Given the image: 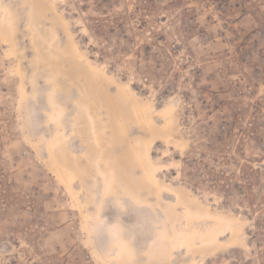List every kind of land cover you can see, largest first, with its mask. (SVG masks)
<instances>
[{
	"label": "rangeland",
	"instance_id": "obj_1",
	"mask_svg": "<svg viewBox=\"0 0 264 264\" xmlns=\"http://www.w3.org/2000/svg\"><path fill=\"white\" fill-rule=\"evenodd\" d=\"M188 208L241 234L188 247ZM0 264H264V0H0Z\"/></svg>",
	"mask_w": 264,
	"mask_h": 264
},
{
	"label": "bare ground",
	"instance_id": "obj_2",
	"mask_svg": "<svg viewBox=\"0 0 264 264\" xmlns=\"http://www.w3.org/2000/svg\"><path fill=\"white\" fill-rule=\"evenodd\" d=\"M84 67L92 76H94L98 80L108 81L117 87L118 94L116 96V100L121 103H128L137 121L144 123L151 130V132L157 134L158 137L164 138L165 140L169 138L166 132L169 131L172 122V107H165L155 111L153 106L142 103L139 100L137 94L129 85L123 87L114 76L104 73L102 71L103 69L97 67L94 63L91 62L90 59L84 60ZM62 110L63 109H61L60 107L55 109L54 118L56 120H58L62 116ZM157 119L166 120L164 121V123L159 124V120ZM178 143L179 141L174 140L175 145H178ZM138 146L139 148L136 150L138 161L148 172L149 179L154 184H158V166H156L157 164L154 163L152 153L153 141L147 140L142 142L139 140ZM57 161L58 162L56 163V165L53 166L54 174L59 180L63 181L67 185L69 190L76 197H78V192L75 191L73 185V182L75 180L74 171L67 167V165L60 159ZM185 214L187 224L182 228L181 241L188 247L201 248L214 246L216 244H220V241L228 235H230V237L227 242L233 244V241L241 234V229L236 228L235 222H233L231 219H227L221 215L213 213L208 208H206L203 213H198L188 208Z\"/></svg>",
	"mask_w": 264,
	"mask_h": 264
}]
</instances>
